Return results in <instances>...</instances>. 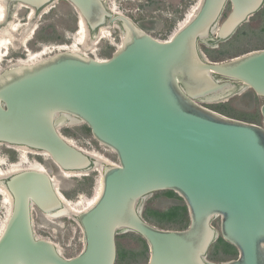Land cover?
Returning a JSON list of instances; mask_svg holds the SVG:
<instances>
[{
    "label": "water",
    "instance_id": "1",
    "mask_svg": "<svg viewBox=\"0 0 264 264\" xmlns=\"http://www.w3.org/2000/svg\"><path fill=\"white\" fill-rule=\"evenodd\" d=\"M51 1L8 0L7 16L18 2L39 10ZM67 1L85 20L89 41L112 22L121 43L107 58L62 50L3 69L0 142L45 151L61 168L88 175L95 159L58 130L59 122H79L117 163L103 165L100 195L76 214L82 249L69 257L33 229V207L63 211L51 175L25 169L4 179L12 207L0 234V264H115L122 230L145 240L146 264H264V125L199 103L245 87L264 97V48L214 61L199 47L226 40L264 0H201L193 18L166 40L104 0ZM260 112L264 122V102ZM163 190L183 200L186 228H160L142 215V199ZM217 217L219 230L212 225ZM218 237L236 248L235 258L207 259Z\"/></svg>",
    "mask_w": 264,
    "mask_h": 264
},
{
    "label": "rangeland",
    "instance_id": "2",
    "mask_svg": "<svg viewBox=\"0 0 264 264\" xmlns=\"http://www.w3.org/2000/svg\"><path fill=\"white\" fill-rule=\"evenodd\" d=\"M197 1L198 0H105L107 6L116 8L117 12L130 17L138 27L160 40L169 38L177 24L184 18L185 13L194 6ZM14 5H10L9 9L12 16L11 18H9V16L8 18L6 17V20H11L15 15L17 18L15 21L19 24V29L14 31V34L11 36L2 35L1 33H3L2 31L5 29L6 23L0 24V41L5 42L8 46L7 49L4 50L0 47V72L6 67L15 64L19 59H26L30 51H38L47 47V54L45 53L42 55L44 58V56L46 57L52 54V51L56 50L58 45L71 44L75 40L78 13L67 0H52L44 7L35 11L32 20L27 18V8ZM229 9L230 6L227 5L217 25L222 22L225 15L229 12ZM5 15L7 16V8ZM28 24L35 27L31 33L26 32L29 27ZM73 27L74 29H72ZM104 27L107 29L104 37H100L96 34V37L92 41H89L90 32H88L87 44L90 45L91 50H93L91 54L90 50H85L89 47L83 48L81 45L78 47L84 52L86 51L88 55L94 57H109L107 54H104V52L110 51L111 53L116 49L121 43L122 31L119 26H114L110 23H106ZM41 29L43 31H41ZM53 29H55V31H53ZM39 34H49L52 35V37L44 40L38 37ZM199 47L209 59H211L210 55L219 56L217 61L237 56L249 50L263 48L264 4L252 17L238 26L226 40L216 44L203 43L200 41ZM27 50H29V52ZM263 102L264 97L255 94L248 87H245L239 93L223 100H199V103L207 108L212 110L215 109V111L216 109H222L227 113L226 116L229 115L230 117L253 122L258 125H264L260 112V106ZM77 125H81V123L70 124L69 122H64L58 125V130L78 148L90 152H97L104 156L110 164L117 163L115 153L98 142L94 143L91 140L92 137L76 138L64 133V128L73 129L74 126ZM9 150L15 152V160L11 159ZM20 155L21 152L16 150L13 146L0 142V172L8 171L12 163L19 162ZM26 157L29 161H38L44 166L51 177L55 179L56 189L60 193L63 195L64 191L70 193L71 198H67L73 203L74 207H82L87 203L88 198L93 195L99 177L97 169L90 171V173L95 172L96 176L92 194L88 196L82 192H74V189L79 185V181L84 173H65V171L61 170L52 159L39 153H28ZM22 167H27V164L22 163ZM2 199L0 195V227L6 215V206L2 202ZM173 204H184V202L181 198L167 197L160 191L154 192L142 199V215L146 207L165 210ZM32 220L35 234L38 237L50 240L56 244L64 256L69 257L76 255L82 249L83 235L75 215L66 216L61 214L59 216H54L46 214L34 207L32 210ZM154 225L160 228L183 229L181 227H162L158 224ZM212 225L219 230L218 217L213 219ZM214 243L207 251L208 260L217 262L232 259L231 257H227L221 248L215 247ZM116 246L117 257L115 264H146L149 258V250L146 242L135 232L125 230L119 231L116 235Z\"/></svg>",
    "mask_w": 264,
    "mask_h": 264
},
{
    "label": "bare ground",
    "instance_id": "3",
    "mask_svg": "<svg viewBox=\"0 0 264 264\" xmlns=\"http://www.w3.org/2000/svg\"><path fill=\"white\" fill-rule=\"evenodd\" d=\"M105 1V0H104ZM200 2L201 0H198L197 3L192 6L184 15V18L179 22V24H177L175 30H178L179 28L183 27L187 22H189L193 16L195 15V13L197 12L199 6H200ZM106 3V2H105ZM18 6V7H25L28 9V14H27V18L29 20H32L34 18V15H35V11H37L35 8L31 7V6H28V5H25L23 3H16L14 6ZM8 6V0H0V24H4L6 23V27L5 29L2 31L3 33H1L2 35H6V36H11L14 34V31H17L19 28V24L16 23V17L15 15L13 16V18L11 20H6V8ZM107 6V5H106ZM108 8L114 12V13H119L117 12L116 8L112 7V6H108ZM7 13H8V10H7ZM11 16H12V13H11ZM11 16L9 18H11ZM8 18V16H7ZM78 22H77V28H76V38L75 40L73 41V43L71 44H61V45H58L56 47V50H53L52 52L54 51H62V50H68V51H72V52H75V53H79V54H82V55H86L84 54V51L78 47V46H82L83 48H87L85 50H90V51H93L91 50V47L90 45H88L87 43V36H88V28H87V25H86V22L85 20L82 18V16H79L78 15ZM32 24V23H31ZM111 25H114V26H117L115 23H110ZM29 25V24H28ZM105 24L104 25H101L99 26L98 30L96 31L95 33V37H96V34H98V36L100 37H104L105 35V32L107 29H105ZM28 27V26H26ZM2 28V27H1ZM35 29L34 26H30L28 27V30L26 31L27 33H31L33 32V30ZM174 30V31H175ZM94 37V38H95ZM5 42H2L0 41V47L4 50V49H7V45L6 43L4 44ZM8 43V42H7ZM120 45V44H119ZM118 45V46H119ZM13 47H16V46H13ZM54 47V46H53ZM52 47V49H53ZM1 49V50H2ZM47 47H44L43 49L41 50H38V51H30L27 50L29 53L27 54V57L26 59H19L15 64L13 65H16V64H31V63H34L38 60H41L43 58V54L46 53L47 51ZM86 53V52H85ZM92 53V52H91ZM90 53V54H91ZM47 54V53H46ZM50 55V54H49ZM88 55V53H87ZM45 57V56H44ZM98 58V57H96ZM68 122V121H67ZM59 124H62V122H59ZM69 141V140H68ZM70 142V141H69ZM71 143V142H70ZM8 145V144H7ZM74 145V144H73ZM10 146H13L16 150H18L19 152H21V155H20V161L19 162H15V163H12L10 165V169L6 172H0V195L2 196V202L5 204L6 206V215H5V219L4 221L2 222V226L0 227V234L6 224V221L9 217V214H10V211H11V207H12V198H11V195L10 193L8 192V190L6 189L3 181L4 179H6L8 176L16 173V172H19V171H22V170H25V169H39V170H44V171H47L44 166H42V164L38 161H29L28 158L26 157V154L28 153H39L41 155H44V156H47L49 157L50 159H52L50 157V155L45 152V151H39V150H35L33 148H30L26 145H10ZM82 150V149H81ZM83 152H85L88 156H91L93 159H95V163H94V167L93 169H97L98 172H99V177H98V183H97V186L94 190V193L93 195L88 198L87 200V203H85L82 207L80 208H76V206L74 207L73 203L70 202V200L68 198H66L62 193H60L57 189V192H58V196L64 206L63 208V211L57 215H54V216H59L61 214L63 215H75L86 210L87 208H89L90 206H92L94 204V202L97 200L98 196L100 195V192H101V189H102V181H101V175H102V168H103V165L104 164H110L108 163V160L102 156L101 154L97 153V152H90V151H86V150H82ZM52 161L58 165L53 159ZM22 163H26L27 164V167H22ZM111 165H116L115 163L111 164ZM58 167L65 171V173H68V174H80L82 172L80 171H74V170H65L63 168H61L59 165ZM52 180H53V183H54V186L56 188V184H55V179L52 177ZM80 203V202H79ZM78 203V204H79ZM34 208V207H33ZM32 208V210H33ZM36 208V207H35ZM48 214V213H46ZM51 215V214H50ZM59 249V248H58Z\"/></svg>",
    "mask_w": 264,
    "mask_h": 264
},
{
    "label": "trees",
    "instance_id": "4",
    "mask_svg": "<svg viewBox=\"0 0 264 264\" xmlns=\"http://www.w3.org/2000/svg\"><path fill=\"white\" fill-rule=\"evenodd\" d=\"M72 29H74V27ZM43 30L41 29V31ZM53 31H55V29H53ZM38 37L45 40V39L51 38L52 35H49V34L40 35L39 34ZM111 53L110 51L104 52V54H107L108 56H110ZM210 58L211 60H217L219 56L210 55ZM216 111H218L221 114L227 115L225 110L216 109ZM63 131L66 135L73 136L76 138L91 137L90 129L85 124L74 126L73 129L64 128ZM91 140L94 143H97L93 138H91ZM9 152H10L11 159L15 160L16 159L15 152L12 150H9ZM38 158L41 159L40 157ZM95 176H96L95 172H91L88 175H83L79 181V185L74 189V192L75 193L82 192L90 196L92 194L93 187L95 185ZM160 192L167 197L180 198V196H178V194L172 190H163ZM64 196L66 198L67 197L71 198L70 193L66 191H64ZM143 216L147 221L152 222L153 224H158L162 227H179V228L181 227L184 229L187 227L189 223L187 207L185 204H173L165 210L151 209L149 207H146L144 210ZM139 237L145 242V240L141 236ZM214 246L217 248H221L223 253L226 254L227 257L235 258L238 254L236 248L229 242L223 240L221 237H218V239L214 243Z\"/></svg>",
    "mask_w": 264,
    "mask_h": 264
},
{
    "label": "flooded vegetation",
    "instance_id": "5",
    "mask_svg": "<svg viewBox=\"0 0 264 264\" xmlns=\"http://www.w3.org/2000/svg\"><path fill=\"white\" fill-rule=\"evenodd\" d=\"M85 52H86V51H85ZM85 52H84V54H86V55H87V52H86V53H85ZM91 52H92V51H90V53H91Z\"/></svg>",
    "mask_w": 264,
    "mask_h": 264
}]
</instances>
